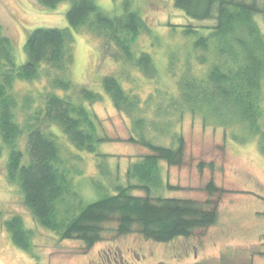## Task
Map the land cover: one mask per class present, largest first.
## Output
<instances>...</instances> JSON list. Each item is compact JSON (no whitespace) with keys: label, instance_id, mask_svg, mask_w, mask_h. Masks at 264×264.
<instances>
[{"label":"trees","instance_id":"16d2710c","mask_svg":"<svg viewBox=\"0 0 264 264\" xmlns=\"http://www.w3.org/2000/svg\"><path fill=\"white\" fill-rule=\"evenodd\" d=\"M36 1L47 9L69 3L65 14L69 28L32 30L23 46L22 64L17 65L11 42L0 27V156L7 151L6 181L19 189L34 220L59 239L81 241L87 249L101 240L108 223H116L117 235L135 232L163 244L214 225L216 204L205 207L191 199L151 196L163 188L176 189L164 182L160 163L180 166L184 140L172 133L175 146L165 147L153 144L143 134L146 128L155 134H170L172 123L167 117L177 114L179 121L189 113L205 126L232 130L231 138L238 143L256 139L264 156V33L255 19L264 14V0H173L174 7L190 20L215 21L208 28L171 26L189 40L194 62L204 67L203 73L196 74L191 59L186 58L175 97H162L158 103L150 96L141 100L122 85L119 76L120 80L114 75L102 78V90L113 107L128 116L140 134L139 139L127 141L149 153L128 166L126 185H116L114 193H103L88 203H83L74 183L80 171L71 164L77 157L68 154L69 147L103 159L106 156L98 147L108 139L99 135L98 119L85 106L95 104L101 96L70 79L72 32L97 41L103 56L123 68L154 79L157 71L152 56L135 48L139 37L149 35L150 30L129 0H123L117 15L102 10L96 0ZM124 73L121 70L127 80ZM41 80L45 83L40 91L19 94L15 90L17 83ZM151 104L155 105V117L165 118L163 121L147 120ZM97 167L106 174L102 162ZM95 187L100 189V185ZM205 189L210 195L222 191L211 181ZM132 191H142L144 196ZM0 225L17 249L35 257L33 233L20 216L0 220Z\"/></svg>","mask_w":264,"mask_h":264},{"label":"rangeland","instance_id":"374dc122","mask_svg":"<svg viewBox=\"0 0 264 264\" xmlns=\"http://www.w3.org/2000/svg\"><path fill=\"white\" fill-rule=\"evenodd\" d=\"M129 1L142 14L150 30L149 35L144 33L139 37L135 48L152 56L157 71L154 79L145 78L132 68H123L103 56L97 41L72 32L70 79L75 85H84L101 96L95 104L85 106L98 119L99 135L108 139L98 147V152L106 156L103 159L96 160L93 155L69 147L68 154L77 157L71 164L80 171L74 183L83 203L94 201L103 193H114L116 185H126L128 166L149 153L141 145L127 141L130 137L139 139L140 134L134 131L132 120L113 107L102 90V78L114 75L120 80V77L122 85L141 100L150 96L153 103H158L162 97H175L176 81L186 58L191 59L196 74L203 73L204 67L194 62L189 40L171 26L208 28L215 24L213 20L188 19L174 7L173 0ZM122 2L96 0L102 10L116 15L121 13ZM68 7L67 2L47 9L36 0H0V27L11 42L17 65L25 61L23 46L32 30L69 28L65 18ZM255 19L264 33V14ZM123 69L127 80L121 76ZM44 83L43 80L17 83L15 90L19 94L28 90L37 92ZM167 100L163 101L164 106ZM154 109V104L147 107V120L163 121L165 118L155 117ZM167 119L172 123L170 134H155L146 128L143 136L153 144L174 147L172 133L181 135L183 160L178 167L160 163L164 182L176 189L163 188L151 196L191 199L205 207L216 204L214 225L196 229L189 238H178L167 244L145 240L135 232L117 235L116 223L104 225L101 240L88 249L81 241L61 240L38 225L24 206L19 189L7 183L4 172L7 151L4 150L0 156V220L14 215L22 218L25 227L33 233L35 257L17 249L0 225V264H264V156L259 152L257 140L238 143L231 138L232 130L205 126L198 116L189 113H184L179 121L177 114ZM98 162H102L105 175L97 167ZM210 181L222 191L208 194L205 187ZM96 184L100 185L99 190ZM132 194L144 196L142 191H132Z\"/></svg>","mask_w":264,"mask_h":264}]
</instances>
